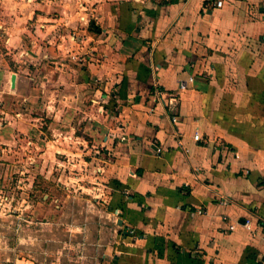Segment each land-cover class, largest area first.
<instances>
[{
  "label": "crops",
  "instance_id": "obj_1",
  "mask_svg": "<svg viewBox=\"0 0 264 264\" xmlns=\"http://www.w3.org/2000/svg\"><path fill=\"white\" fill-rule=\"evenodd\" d=\"M22 136L91 154L103 264H264V0H0V146Z\"/></svg>",
  "mask_w": 264,
  "mask_h": 264
},
{
  "label": "rangeland",
  "instance_id": "obj_2",
  "mask_svg": "<svg viewBox=\"0 0 264 264\" xmlns=\"http://www.w3.org/2000/svg\"><path fill=\"white\" fill-rule=\"evenodd\" d=\"M30 141L0 146V264H103L118 228L91 154L69 143L68 154L44 158Z\"/></svg>",
  "mask_w": 264,
  "mask_h": 264
},
{
  "label": "trees",
  "instance_id": "obj_3",
  "mask_svg": "<svg viewBox=\"0 0 264 264\" xmlns=\"http://www.w3.org/2000/svg\"><path fill=\"white\" fill-rule=\"evenodd\" d=\"M174 109L176 110V109H178V107L175 106V105H169V106H168V110H169V112H170L171 114H174V112H173Z\"/></svg>",
  "mask_w": 264,
  "mask_h": 264
},
{
  "label": "built area",
  "instance_id": "obj_4",
  "mask_svg": "<svg viewBox=\"0 0 264 264\" xmlns=\"http://www.w3.org/2000/svg\"><path fill=\"white\" fill-rule=\"evenodd\" d=\"M222 5V2L221 1H218L217 2V6H221ZM190 81H193V78H190ZM173 121H176V119L174 118ZM234 227H231V229H233ZM133 233V231L131 232Z\"/></svg>",
  "mask_w": 264,
  "mask_h": 264
},
{
  "label": "water",
  "instance_id": "obj_5",
  "mask_svg": "<svg viewBox=\"0 0 264 264\" xmlns=\"http://www.w3.org/2000/svg\"><path fill=\"white\" fill-rule=\"evenodd\" d=\"M15 82H16V76L13 75V77H12V86H13V88H15Z\"/></svg>",
  "mask_w": 264,
  "mask_h": 264
}]
</instances>
